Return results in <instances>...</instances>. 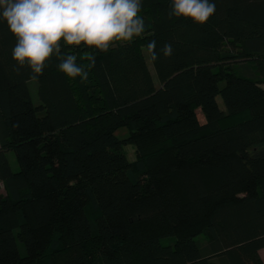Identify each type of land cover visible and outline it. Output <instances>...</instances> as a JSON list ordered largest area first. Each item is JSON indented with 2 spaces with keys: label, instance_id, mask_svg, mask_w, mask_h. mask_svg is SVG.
Instances as JSON below:
<instances>
[{
  "label": "trees",
  "instance_id": "16d2710c",
  "mask_svg": "<svg viewBox=\"0 0 264 264\" xmlns=\"http://www.w3.org/2000/svg\"><path fill=\"white\" fill-rule=\"evenodd\" d=\"M210 2L198 24L143 0L142 36L64 45L87 80L18 69L0 20V264H264V0Z\"/></svg>",
  "mask_w": 264,
  "mask_h": 264
},
{
  "label": "clouds",
  "instance_id": "9594fccd",
  "mask_svg": "<svg viewBox=\"0 0 264 264\" xmlns=\"http://www.w3.org/2000/svg\"><path fill=\"white\" fill-rule=\"evenodd\" d=\"M143 0H0V20L6 21L16 38L12 59L18 69L27 66L37 79L56 56L57 68L67 77L87 80L88 73L76 63L75 55L63 56L64 45L94 47L107 52L113 42H130L145 32L144 19L138 15ZM216 11L210 0H171L170 15L206 23ZM63 41V44L61 43ZM153 61L159 58L156 42L147 45ZM172 54L171 44L160 50ZM87 59L95 64V56Z\"/></svg>",
  "mask_w": 264,
  "mask_h": 264
},
{
  "label": "rangeland",
  "instance_id": "374dc122",
  "mask_svg": "<svg viewBox=\"0 0 264 264\" xmlns=\"http://www.w3.org/2000/svg\"><path fill=\"white\" fill-rule=\"evenodd\" d=\"M143 53H144V57H145V60H146V62H147L148 68H149V70H150V72H151V75H152V77H153V80L155 81L156 84H158V81H157V78H156V75H155L154 69H153V67H152V64H151V62H150V60H149L148 54H147V52H146L145 49H143ZM240 63H241V62L237 63V64H236V67H239V66H240ZM238 69H239L240 71H242V70L244 71V70H245L243 67H239ZM238 69L236 68L235 71L239 73L240 71H239ZM246 72L252 74V70H250V71L248 70V71H246ZM239 74H240V73H239ZM260 85L264 88V82L260 83ZM29 88H30V94H31L32 100H33V102H36V83H35L34 81H30V83H29ZM217 102H218L219 106H220L221 108H223L222 100H221L220 96H217ZM197 117H198V119H199V121H200L201 123L204 122V117H203V115L201 114L200 110H197ZM123 129H124V128H122V129H120V130L117 131V133H118L119 135H121V136H123V135L126 134V131L123 130ZM123 151H124V153L126 154V157H127V159H128L129 161L134 160V158H135V154H134V145H133V144H131V143H126V144H124V145H123ZM5 154H6V157H7L8 161H9V163H10L11 169H12L13 171H17V170H18V163H17V161H16V158H15V155H14L13 150L8 149V150L5 152ZM2 193H3V188H2V184L0 183V195H1ZM162 243H163V244H166L167 242L163 240ZM21 252H23V249L21 250ZM262 257H263V260H264V252L262 253Z\"/></svg>",
  "mask_w": 264,
  "mask_h": 264
},
{
  "label": "crops",
  "instance_id": "0c3cea01",
  "mask_svg": "<svg viewBox=\"0 0 264 264\" xmlns=\"http://www.w3.org/2000/svg\"><path fill=\"white\" fill-rule=\"evenodd\" d=\"M264 252V248H262L261 250H260V255H261V257H262V253ZM262 259H263V257H262ZM263 262H264V260H263Z\"/></svg>",
  "mask_w": 264,
  "mask_h": 264
}]
</instances>
